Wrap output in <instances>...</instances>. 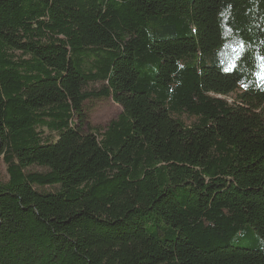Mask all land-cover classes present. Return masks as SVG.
<instances>
[{
    "label": "trees",
    "instance_id": "1",
    "mask_svg": "<svg viewBox=\"0 0 264 264\" xmlns=\"http://www.w3.org/2000/svg\"><path fill=\"white\" fill-rule=\"evenodd\" d=\"M1 159L0 264H264V0H0Z\"/></svg>",
    "mask_w": 264,
    "mask_h": 264
},
{
    "label": "rangeland",
    "instance_id": "2",
    "mask_svg": "<svg viewBox=\"0 0 264 264\" xmlns=\"http://www.w3.org/2000/svg\"><path fill=\"white\" fill-rule=\"evenodd\" d=\"M240 46L234 45L227 48L223 54L225 60L232 61L238 54ZM100 88L99 85H93L92 89ZM231 101V100H230ZM86 123L85 130L86 131H96V129L103 130L107 127L111 120L116 119L117 116L121 113L122 107L121 105L115 103L112 99H91L86 102ZM46 134H50L51 132L44 128ZM57 136L55 135V139ZM8 171L7 166L4 161L0 160V180L6 181L8 179ZM248 234H242L238 237H235L231 240L230 244L235 245H244L248 244ZM258 242H254L251 244L252 247L258 246Z\"/></svg>",
    "mask_w": 264,
    "mask_h": 264
}]
</instances>
